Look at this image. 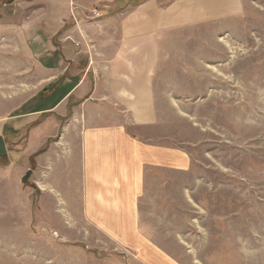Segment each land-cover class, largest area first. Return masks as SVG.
Instances as JSON below:
<instances>
[{"label":"rangeland","instance_id":"374dc122","mask_svg":"<svg viewBox=\"0 0 264 264\" xmlns=\"http://www.w3.org/2000/svg\"><path fill=\"white\" fill-rule=\"evenodd\" d=\"M146 1L0 0V264H264V0H202L209 18L133 44L153 66L142 125L104 104L101 68L123 39L98 20ZM101 116L190 163L147 168L137 227L117 236L83 213L72 164Z\"/></svg>","mask_w":264,"mask_h":264},{"label":"crops","instance_id":"0c3cea01","mask_svg":"<svg viewBox=\"0 0 264 264\" xmlns=\"http://www.w3.org/2000/svg\"><path fill=\"white\" fill-rule=\"evenodd\" d=\"M181 1L183 0H175L163 11L161 6H157L156 0H147L138 7L105 14L98 20L103 33L114 27L120 30L123 39L122 45L114 51V56L103 63L101 68L105 71L102 73L101 84L109 85L112 91L111 95L105 96L104 104L118 101L116 107L129 109V117L134 118V123L143 125L146 123L145 119L151 116L152 107L149 104L152 102L150 92L153 66L150 61L137 60L135 55L143 51L133 44L139 39L151 38L167 27L182 25L183 16L195 18L196 15L203 14L209 18L201 9L202 0L193 4L197 7L194 14L191 9L186 15L178 11L177 6ZM150 6H155L156 10L148 13ZM169 9L173 12L170 20L168 14L163 13ZM98 12L100 15L101 11ZM57 17L59 20L63 19ZM62 17L69 18V13L65 11ZM144 52L148 53L149 48ZM132 58L133 61H130ZM99 118L101 120L94 117L90 120L91 123L78 130L79 143L74 149L77 163L73 161L72 164L78 175L76 190L83 213L97 228L117 236L121 230L137 227L138 202L143 190L145 170L168 167L184 170L189 168L190 163L181 151L142 141L131 136L125 124L104 122L102 116Z\"/></svg>","mask_w":264,"mask_h":264},{"label":"water","instance_id":"95a60500","mask_svg":"<svg viewBox=\"0 0 264 264\" xmlns=\"http://www.w3.org/2000/svg\"><path fill=\"white\" fill-rule=\"evenodd\" d=\"M9 1H11V0H9ZM6 154H7L6 145H5V142L3 140V137L0 136V157L5 156ZM31 173H32L31 170L26 171L25 175L22 178L23 183L28 182V177L30 176Z\"/></svg>","mask_w":264,"mask_h":264},{"label":"built area","instance_id":"2783aa9c","mask_svg":"<svg viewBox=\"0 0 264 264\" xmlns=\"http://www.w3.org/2000/svg\"><path fill=\"white\" fill-rule=\"evenodd\" d=\"M97 12V14H99V12L98 11H96Z\"/></svg>","mask_w":264,"mask_h":264}]
</instances>
